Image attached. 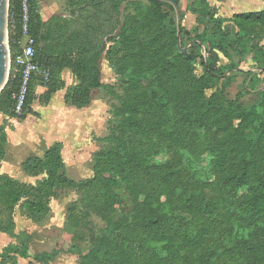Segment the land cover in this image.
<instances>
[{
  "label": "trees",
  "instance_id": "obj_1",
  "mask_svg": "<svg viewBox=\"0 0 264 264\" xmlns=\"http://www.w3.org/2000/svg\"><path fill=\"white\" fill-rule=\"evenodd\" d=\"M70 8V16L55 15L44 21L39 11V0H30L29 32L36 39L34 59L48 69L50 76L34 75L30 84L27 99L21 115L15 112V94L21 88L22 69L14 63V58L23 49L24 10L22 0H10L9 15V47L12 57L9 80L0 94V114L16 118L20 122L30 116L39 117L35 104L48 105L53 96L67 88L65 101L78 109L89 106L93 101V91L107 87L102 76V60L111 44L116 40L115 32L121 26L122 8L128 0H65ZM179 6L180 0H173ZM153 18L168 25V43L175 45L176 52L172 59H166L163 41L159 35L143 42L137 35L127 32L123 27L124 43L138 47L134 53L133 66L135 72L129 83V95L118 112L122 116V133L139 131L146 136V142L157 139L184 141L187 145L185 129L193 128L212 131L217 141H208L206 148L213 154L209 175L215 177V183L225 186L228 192L237 197L243 189L248 194L241 200L242 218L252 223L261 233L262 241L247 255V264H264V47L256 43L257 49L252 59L256 64L252 72V88L258 89V101L251 107L238 106L227 109L213 105L207 99L206 91L210 81L218 77L234 80L239 71V64L234 61L230 65H221L222 52L232 58L228 48H235L241 57L251 51L247 48L251 39H261L257 28H264V9L261 11L238 12L232 19L218 16L216 8L209 0H190L188 10L198 15L197 24L192 29L182 25V46L194 43L186 51L181 52L178 46L177 17L172 18L165 7L175 10L172 3L149 0ZM226 22L234 23L232 27ZM203 26L202 32L199 27ZM237 35V36H236ZM241 35V36H239ZM249 39H245L244 37ZM202 48L206 50L203 62L206 77L189 81L194 75V63L200 57ZM136 50V49H135ZM134 50V51H135ZM173 64L171 70L165 63ZM178 62V64L176 63ZM69 69L76 83L67 87L62 73ZM163 70V81L153 84L154 72ZM187 88L184 89V84ZM45 88L40 93L39 88ZM8 143V134L0 126V155H4ZM121 150L126 155L119 167L124 170V184L116 179H108L103 183L109 195L107 204L119 203L124 208L122 219L110 223L100 236L99 242L84 257V264H163L157 252L154 240L169 239L165 245L171 244L172 226L165 219V213L159 209L160 194L169 185L175 187L171 170L161 166L143 168L132 158L125 140H118ZM193 150L198 151L197 147ZM258 153L263 154L257 157ZM103 160L100 165L103 168ZM64 160L58 146L51 147L43 158L29 157L23 163L25 171L38 174L47 172V179L38 188L45 196H53L59 183L65 179ZM197 180L192 181V185ZM201 183V182H200ZM209 184V180L204 181ZM196 193L198 191L196 190ZM141 194L144 198H140ZM1 197L13 209L24 197L22 192L10 180L1 185ZM192 197H194L192 195ZM194 202V199H189ZM27 204L40 208L42 203L27 199ZM210 214H215L211 211ZM132 227V228H131ZM12 232L13 226L1 229ZM117 230H121L117 232ZM166 247V248H167ZM28 245L18 248L10 244L4 253H0L1 264H19L17 255L30 258ZM168 249V248H167ZM16 254L10 261L7 254ZM55 255L43 253L33 258L40 263L50 262ZM217 256L211 253L204 261L213 264Z\"/></svg>",
  "mask_w": 264,
  "mask_h": 264
},
{
  "label": "rangeland",
  "instance_id": "obj_2",
  "mask_svg": "<svg viewBox=\"0 0 264 264\" xmlns=\"http://www.w3.org/2000/svg\"><path fill=\"white\" fill-rule=\"evenodd\" d=\"M180 1L182 24L192 29L197 24L198 15L188 10L190 0ZM209 1L218 16L225 19H232L238 12L264 9V0ZM67 6L65 0H59L58 13H70ZM165 10L176 18V10L169 7ZM122 14L121 26L115 32L117 38L102 60V79L107 87L94 91L89 106L78 110L59 98L48 105L36 103L39 117L30 116L24 122L4 119L0 125L8 129L6 152L0 155V253H4L10 244L18 248L27 244L30 258L11 252L7 254V260L16 256L19 264H84V257L99 242L103 231L110 227V223L119 222L124 214L121 204L106 203L109 195L101 183L116 179L124 184V170L119 165L126 151L119 148L118 140L121 139L127 142L132 158L142 169L163 166L171 170L175 187L169 185L168 191L166 186L162 190L159 209L171 224L173 236L169 247L165 246L169 239L154 240L163 264H206L204 261L211 253L217 256L213 264H247V255L262 241L261 233H256L255 226L240 213L239 203L248 194V189L241 190L235 197L209 175L213 154L206 145L209 140L217 141L214 129H185L187 145L184 141L164 138L157 146L156 138L148 143L146 136L139 131L122 133V116L118 109L129 95V83L135 72L134 53L139 51L138 47L124 43L120 36L122 28L133 35L138 33L139 40L143 42L159 35L157 39L163 41L166 59L173 60L176 52L175 45H169L166 36L169 24L153 18L149 0H128L123 5ZM226 24L236 28L232 22ZM198 29L202 32L203 26ZM256 31L263 35L262 38L251 39L248 47L241 50H249L250 54L241 57L237 49L230 47L228 51L232 58L220 53L221 65H230L234 61L240 69L233 70L237 73L233 81L218 77L209 83L207 99L213 105L223 106V113L238 106L251 107L258 101L261 84L257 90L252 88V72L256 67L252 57L257 51L256 43L264 47V28ZM206 54L202 48L189 81L207 76L203 65V55ZM172 67L171 61L165 63L167 70ZM162 73V69L153 73V84L163 81ZM40 91L43 90L39 88ZM53 146L60 149L65 163V179L58 184L56 193L48 197L38 190L47 179V172L29 173L23 163L29 157L43 158ZM194 147L198 151L193 150ZM263 154L258 153L257 157ZM100 159L103 160V168ZM10 180L25 197L13 209L1 197V185ZM193 180L197 182L192 185ZM206 180L209 184L204 183ZM140 198L143 199L144 195L141 194ZM191 198L193 203L189 202ZM27 199L42 205L40 208L29 204L23 207ZM211 211L215 214H210ZM12 226V232L1 230ZM43 253H51L55 257L48 263H40L33 258ZM142 264L148 263L143 261Z\"/></svg>",
  "mask_w": 264,
  "mask_h": 264
},
{
  "label": "built area",
  "instance_id": "obj_3",
  "mask_svg": "<svg viewBox=\"0 0 264 264\" xmlns=\"http://www.w3.org/2000/svg\"><path fill=\"white\" fill-rule=\"evenodd\" d=\"M23 10H24V34H25V44L21 52H18L14 58V63L17 67L22 69V84L18 93L15 94L16 98V107L15 112L18 115L22 114L28 91L29 84L34 75H43L45 79L50 76L48 69L44 68L39 62H37L35 57V45L36 39L29 32L28 20H29V8L30 0H22ZM12 57L10 53V67H11Z\"/></svg>",
  "mask_w": 264,
  "mask_h": 264
},
{
  "label": "water",
  "instance_id": "obj_4",
  "mask_svg": "<svg viewBox=\"0 0 264 264\" xmlns=\"http://www.w3.org/2000/svg\"><path fill=\"white\" fill-rule=\"evenodd\" d=\"M172 3L177 14L178 46L181 52L186 51L193 43L182 46V16L180 6L173 0H157ZM10 0H0V94L6 87L10 73V47H9V15Z\"/></svg>",
  "mask_w": 264,
  "mask_h": 264
},
{
  "label": "crops",
  "instance_id": "obj_5",
  "mask_svg": "<svg viewBox=\"0 0 264 264\" xmlns=\"http://www.w3.org/2000/svg\"><path fill=\"white\" fill-rule=\"evenodd\" d=\"M59 9H60L59 0H39V11H40L44 21L49 20L50 18H52L55 15L70 16V13H68V12L66 14H59L58 13ZM62 76H63V79L66 81L67 87H70L76 83V80H75L72 72L69 69H65L62 73ZM40 88L43 90V91H40V93L45 91V88H43V87H40ZM94 91H93V93H94ZM66 92H67V88L58 91L53 96V98L51 100L52 103L55 102L57 99L59 100V98H61V101H64L66 103V101H65ZM37 103H39V102H37ZM67 105L70 107H75V106L70 105V104H67ZM85 108H83V109H85ZM76 109H78V108H76ZM83 109H78V110H83ZM0 117H1L0 119L2 121V123L0 125L3 124L4 119H10V120L16 119V118H11L5 114H0ZM6 131L8 132L7 128H6Z\"/></svg>",
  "mask_w": 264,
  "mask_h": 264
}]
</instances>
